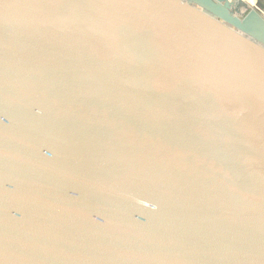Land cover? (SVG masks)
Instances as JSON below:
<instances>
[{
	"label": "water",
	"instance_id": "water-1",
	"mask_svg": "<svg viewBox=\"0 0 264 264\" xmlns=\"http://www.w3.org/2000/svg\"><path fill=\"white\" fill-rule=\"evenodd\" d=\"M0 264H264L262 13L0 0Z\"/></svg>",
	"mask_w": 264,
	"mask_h": 264
},
{
	"label": "bare ground",
	"instance_id": "bare-ground-1",
	"mask_svg": "<svg viewBox=\"0 0 264 264\" xmlns=\"http://www.w3.org/2000/svg\"><path fill=\"white\" fill-rule=\"evenodd\" d=\"M230 1L232 2V4L234 5L235 9L238 12L243 9L244 7L243 0H230Z\"/></svg>",
	"mask_w": 264,
	"mask_h": 264
},
{
	"label": "rangeland",
	"instance_id": "rangeland-1",
	"mask_svg": "<svg viewBox=\"0 0 264 264\" xmlns=\"http://www.w3.org/2000/svg\"><path fill=\"white\" fill-rule=\"evenodd\" d=\"M251 1H249V4L247 3L246 4V7L243 10H241L240 12H238V13H245L247 10H249L250 7H251V5H252L251 4ZM260 5H263L264 6V0H261V1H259V2L256 3V7H259Z\"/></svg>",
	"mask_w": 264,
	"mask_h": 264
},
{
	"label": "crops",
	"instance_id": "crops-1",
	"mask_svg": "<svg viewBox=\"0 0 264 264\" xmlns=\"http://www.w3.org/2000/svg\"><path fill=\"white\" fill-rule=\"evenodd\" d=\"M249 1H250V0H243V4H244L243 9L246 7V4H247V3L249 4ZM259 1H261V0H252V1H251V4H253V3H255V2H259ZM259 8H260V10H258V11H260V12L262 13V15L264 16V6H263V5H260ZM243 9H242V10H243ZM240 11H241V10H240ZM240 11H239V12H240Z\"/></svg>",
	"mask_w": 264,
	"mask_h": 264
},
{
	"label": "built area",
	"instance_id": "built-area-1",
	"mask_svg": "<svg viewBox=\"0 0 264 264\" xmlns=\"http://www.w3.org/2000/svg\"><path fill=\"white\" fill-rule=\"evenodd\" d=\"M256 3H257V2L253 3V4L251 5V7H253V6H254L255 8H257V10H260V8H259V7H256ZM251 7H250V8H251ZM259 12H260V11H259Z\"/></svg>",
	"mask_w": 264,
	"mask_h": 264
}]
</instances>
